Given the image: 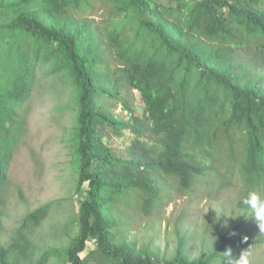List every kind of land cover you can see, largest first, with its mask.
<instances>
[{"label":"trees","instance_id":"1","mask_svg":"<svg viewBox=\"0 0 264 264\" xmlns=\"http://www.w3.org/2000/svg\"><path fill=\"white\" fill-rule=\"evenodd\" d=\"M39 67L68 78L74 91L76 190L87 185L85 199L66 248L32 244L44 206L0 243V264H232L264 247L244 199V213L219 226L198 259L183 238L172 258L120 240L111 212L117 197L136 190V209L150 215L168 200L165 181L190 194L221 159L222 181L236 172L244 195L264 200V0H0V229L21 110ZM123 88L144 105L138 115L126 104L125 122L105 106ZM110 131L133 136L124 151L113 148Z\"/></svg>","mask_w":264,"mask_h":264},{"label":"rangeland","instance_id":"2","mask_svg":"<svg viewBox=\"0 0 264 264\" xmlns=\"http://www.w3.org/2000/svg\"><path fill=\"white\" fill-rule=\"evenodd\" d=\"M48 74V68L39 70L33 91L21 110L25 124L14 147L8 181L2 190L0 229V243L4 244L24 217L49 206L47 217L30 234L32 244L41 251L66 248L76 235L75 223L87 187L81 192L76 190L74 91L68 78ZM126 104L138 115L143 114L144 105L137 91L131 94L123 88L117 99L105 101L107 111L124 122L130 116ZM109 135L116 152L124 151L133 138L128 131H110ZM224 162L223 159L216 162L211 173L187 195L179 193L176 182L165 181L168 200L162 206H154L150 215L136 209L143 200V193L135 190L137 193L128 199L117 197L111 212L120 226L118 238L134 242L139 249L148 248L160 258H172L180 238L187 240L192 259L207 253L214 244L217 228L231 222L238 212L244 213L237 209L238 202L247 197L238 173L233 172L232 179L228 176L226 181L216 175ZM226 165L221 166V174ZM88 248H92V244L89 243ZM249 259L250 264H264V247L251 251Z\"/></svg>","mask_w":264,"mask_h":264},{"label":"clouds","instance_id":"3","mask_svg":"<svg viewBox=\"0 0 264 264\" xmlns=\"http://www.w3.org/2000/svg\"><path fill=\"white\" fill-rule=\"evenodd\" d=\"M243 204L248 208L252 217L258 223V226L262 233H264V200L260 198L256 191H250L247 193V197L243 200ZM227 255L232 256L231 250L227 252ZM250 253L244 250L239 257H235V264H250Z\"/></svg>","mask_w":264,"mask_h":264}]
</instances>
